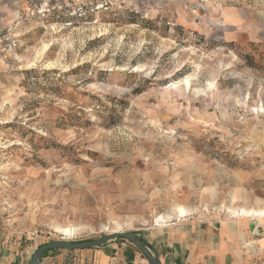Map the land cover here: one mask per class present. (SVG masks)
I'll return each instance as SVG.
<instances>
[{
    "label": "rangeland",
    "instance_id": "1",
    "mask_svg": "<svg viewBox=\"0 0 264 264\" xmlns=\"http://www.w3.org/2000/svg\"><path fill=\"white\" fill-rule=\"evenodd\" d=\"M108 1L70 28L21 18L0 64V263L264 201V0Z\"/></svg>",
    "mask_w": 264,
    "mask_h": 264
},
{
    "label": "crops",
    "instance_id": "2",
    "mask_svg": "<svg viewBox=\"0 0 264 264\" xmlns=\"http://www.w3.org/2000/svg\"><path fill=\"white\" fill-rule=\"evenodd\" d=\"M31 1L0 0V29L26 18V8ZM16 54L0 55V64L9 67ZM229 199L234 202L237 197L231 195ZM183 207L185 214H178L174 206L172 213H160V218L155 214L152 223L134 232L141 242L150 246L148 250L161 264H264V214L238 211L241 207L264 209V201L257 200L252 205H223V209ZM5 264L17 263L11 260ZM39 264L149 263L134 244L117 238L98 247L47 252Z\"/></svg>",
    "mask_w": 264,
    "mask_h": 264
},
{
    "label": "built area",
    "instance_id": "3",
    "mask_svg": "<svg viewBox=\"0 0 264 264\" xmlns=\"http://www.w3.org/2000/svg\"><path fill=\"white\" fill-rule=\"evenodd\" d=\"M110 9L108 0H33L29 2L25 15L28 19L53 20L61 28H70L73 22L86 20L89 17ZM5 29H0V55L15 54L19 47V36L16 31L18 23ZM0 146V179L3 176L4 162Z\"/></svg>",
    "mask_w": 264,
    "mask_h": 264
},
{
    "label": "water",
    "instance_id": "4",
    "mask_svg": "<svg viewBox=\"0 0 264 264\" xmlns=\"http://www.w3.org/2000/svg\"><path fill=\"white\" fill-rule=\"evenodd\" d=\"M117 238H124L134 244L144 254L149 264H161L160 260L156 256H153L148 250L150 246L141 242L133 231L122 232L118 230L100 238L91 240L70 241L61 238L60 240L46 242L35 249V251L31 254L30 261L27 264H39L43 253L50 249H81L87 247H98L107 241Z\"/></svg>",
    "mask_w": 264,
    "mask_h": 264
},
{
    "label": "bare ground",
    "instance_id": "5",
    "mask_svg": "<svg viewBox=\"0 0 264 264\" xmlns=\"http://www.w3.org/2000/svg\"><path fill=\"white\" fill-rule=\"evenodd\" d=\"M44 47L46 48L47 46H44ZM185 83H186V85L188 84L187 78L185 80ZM172 85H173V83H172ZM244 207L239 208L238 211L241 212V213H248V214L249 213L250 214H264V209H257V208H252V207H250V208H244ZM176 210H177V213L180 214V215L181 214H185L187 212L186 209L184 207H182V206H178L176 208ZM160 217H162V216H158L157 218H160ZM163 222H165V221H163ZM54 230L58 234L62 235L65 239H71V238H74V236L78 232L79 228L78 227L76 228L74 226L68 225V226H56V227H54Z\"/></svg>",
    "mask_w": 264,
    "mask_h": 264
},
{
    "label": "trees",
    "instance_id": "6",
    "mask_svg": "<svg viewBox=\"0 0 264 264\" xmlns=\"http://www.w3.org/2000/svg\"><path fill=\"white\" fill-rule=\"evenodd\" d=\"M44 254V253H43Z\"/></svg>",
    "mask_w": 264,
    "mask_h": 264
}]
</instances>
